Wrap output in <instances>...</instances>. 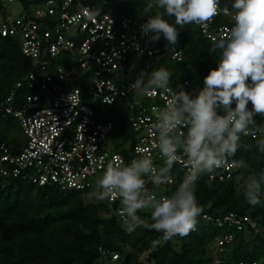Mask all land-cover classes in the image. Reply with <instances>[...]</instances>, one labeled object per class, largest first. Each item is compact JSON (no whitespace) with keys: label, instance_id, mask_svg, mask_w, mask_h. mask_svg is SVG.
Listing matches in <instances>:
<instances>
[{"label":"trees","instance_id":"trees-1","mask_svg":"<svg viewBox=\"0 0 264 264\" xmlns=\"http://www.w3.org/2000/svg\"><path fill=\"white\" fill-rule=\"evenodd\" d=\"M40 1L16 0L27 14ZM146 2L107 0L102 3L90 0L87 4L115 17L121 13L128 15L142 24L147 19L143 13ZM2 10L5 8L0 0ZM156 11L163 10L153 9V14ZM165 19L174 23L173 17ZM144 42L153 47L168 45L162 35L159 41L153 42L146 37ZM211 43L212 40L203 37L195 24L185 25L179 29L178 43L175 45L183 51L182 59L176 60L170 56L152 59L131 52L120 73L136 81L142 72L147 74L155 67L163 66L172 73L170 86L175 91L184 88L187 92L195 93L203 87L204 77L218 66L221 57L219 50L216 53L209 52ZM31 70V60L23 54L19 41L0 36V100L13 93V107L22 104L24 95L30 91L26 82ZM17 83H21V86ZM90 88L89 84L82 87L89 95ZM89 99L99 111L102 110L100 107L105 108V111L102 110L105 118L113 119L114 128L110 137L112 150L127 156L130 149L126 146L134 144L136 132L128 122L126 112L103 105L92 100V97ZM263 118L256 116L257 124ZM2 143L12 154L20 152L26 143L18 119L9 114L0 115ZM241 143L249 146V150L242 147L234 156L243 162L241 169L224 181L199 178L196 195L198 204L204 207L203 213L219 218L234 211L248 217L255 223L254 227L249 222H244L241 229L227 224L219 226L214 220L204 221L199 217L195 230L189 235L173 237L171 240H165L162 233L143 226L129 233L121 220L110 214L106 202L85 198V194L94 189L63 191L57 185H38L21 176H2L0 264H213L218 252L215 239L226 234H230L232 240L221 250L223 264L239 261L264 264V195L262 203L252 207L246 202L243 192V183L248 176L264 172V153L256 149L255 139L244 136ZM169 176L173 178V183L164 192L176 191L184 178L181 168L176 164ZM138 215L144 224L152 223L150 211H141ZM114 255L116 258H113Z\"/></svg>","mask_w":264,"mask_h":264},{"label":"built area","instance_id":"built-area-1","mask_svg":"<svg viewBox=\"0 0 264 264\" xmlns=\"http://www.w3.org/2000/svg\"><path fill=\"white\" fill-rule=\"evenodd\" d=\"M1 1L5 10L0 11V36L19 41L23 54L31 60L32 70L26 82L30 91L24 95L22 104L13 107V93L0 100V115L17 118L26 136V143L17 154L9 153L5 144H0V177L21 176L38 185H57L63 191L97 190L107 164L117 159L130 163L138 157L137 149L141 148L151 156L154 166L163 167L164 158L155 146L151 125L156 109L165 104V95L159 91L146 95L132 88L135 81L121 74L120 69L131 52L152 59L170 56L180 60L183 51L176 46H149L144 42L146 37L141 35V23L122 13L115 17L109 12L97 11L87 4L90 0H41L30 14L19 3L20 11H16V0ZM224 6L230 7V0H221V7ZM232 25L230 15L220 14L196 26L203 37L213 41L226 37ZM81 77L84 78L80 81ZM85 84L91 86L90 95L82 89ZM70 93L73 98L69 102ZM90 97L126 112L136 132L134 144L126 146L130 149L127 156L107 147L106 141L110 140L114 128L113 119L105 118L92 105ZM116 101L119 103L115 104ZM258 125L264 126V118ZM247 137L254 139L251 135ZM110 144L112 148L111 141ZM180 156L176 165L185 176L187 169L183 160L186 158L182 153ZM228 159L230 167H221L201 177L215 181L232 178L242 164L234 157ZM172 183L173 178L169 176L160 184L149 181L146 187L158 197H170L175 190L164 191ZM104 202L110 214L121 220L119 199ZM199 217L204 221L214 220L219 226L227 224L241 229L244 222L255 226L248 217L234 211L219 218L206 213ZM231 240L230 234L215 239L218 252L213 264H223L220 253Z\"/></svg>","mask_w":264,"mask_h":264},{"label":"clouds","instance_id":"clouds-1","mask_svg":"<svg viewBox=\"0 0 264 264\" xmlns=\"http://www.w3.org/2000/svg\"><path fill=\"white\" fill-rule=\"evenodd\" d=\"M153 9L163 11L153 14ZM143 13L147 19L140 25L141 35L153 42L162 35L169 47L178 43L179 29L185 25L206 24L220 14L230 15L233 21L226 37L213 39L208 50H219L221 57L195 93L184 88L175 91L166 67L140 74L132 88L146 95L156 91L165 95V104L156 109L151 125L164 166L157 168L144 149H137L139 155L130 163L117 159L107 164L94 193L100 201L119 199V216L127 232L143 226L171 240L195 230L204 211L196 195L201 175L230 167L229 157L242 147L249 150L241 143L244 136L251 135L256 149L264 153V126L255 120L264 116V0H230V7H221V0H147ZM165 17H173L174 23ZM70 98L72 93L69 102ZM180 153L186 158L183 181L170 197H158L146 185L167 179L181 160ZM262 186L264 172L248 176L243 183L244 198L252 207L262 203ZM145 209H151V224H144L138 215Z\"/></svg>","mask_w":264,"mask_h":264},{"label":"rangeland","instance_id":"rangeland-1","mask_svg":"<svg viewBox=\"0 0 264 264\" xmlns=\"http://www.w3.org/2000/svg\"><path fill=\"white\" fill-rule=\"evenodd\" d=\"M99 1L102 2V3H104V2H106L107 0H99ZM14 6H15V8H16V11H20V7H19V4H18L17 2L14 3ZM100 108H101L103 111H105V108H104V107H100ZM102 110H101V112L103 113ZM106 145H107V147L110 149V151H112V148H111V144H110V140H109V138H108V140L106 141ZM95 192H96V190L94 189L93 191H91V192L85 194V198L88 199V200H94V199H95V201H96L97 199H96V197H95V195H94ZM145 210L151 212V209H145ZM261 261H262V260H260V262H261ZM261 263H262V262H261ZM144 264H147V263L144 262Z\"/></svg>","mask_w":264,"mask_h":264}]
</instances>
